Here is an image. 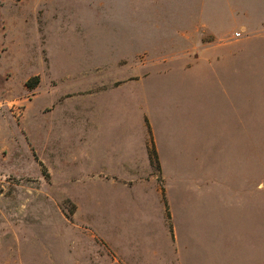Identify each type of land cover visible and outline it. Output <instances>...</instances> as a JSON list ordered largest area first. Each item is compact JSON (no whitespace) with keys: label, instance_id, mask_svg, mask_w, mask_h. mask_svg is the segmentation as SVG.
Segmentation results:
<instances>
[{"label":"rangeland","instance_id":"obj_1","mask_svg":"<svg viewBox=\"0 0 264 264\" xmlns=\"http://www.w3.org/2000/svg\"><path fill=\"white\" fill-rule=\"evenodd\" d=\"M91 8L97 12L83 13ZM123 13L131 23L146 22L130 79L159 67L157 89L178 86L162 98L172 101V134L189 153L178 154L173 144L163 162L170 156L186 172L162 174L163 185L225 195L235 205H228V219L241 222L238 237L258 244L264 264V0H0V264L17 261V245L59 242L52 227L74 209L60 193L62 174L43 163L41 136L33 135L37 113L60 93L44 65L43 28ZM148 143L160 181L149 126ZM87 177L75 185H98ZM142 183L143 177L133 185ZM237 247L228 253L235 255Z\"/></svg>","mask_w":264,"mask_h":264},{"label":"crops","instance_id":"obj_2","mask_svg":"<svg viewBox=\"0 0 264 264\" xmlns=\"http://www.w3.org/2000/svg\"><path fill=\"white\" fill-rule=\"evenodd\" d=\"M124 14L43 28L44 65L60 93L37 113L33 135L41 136L43 163H54L62 174L60 193L74 209L52 227L59 242L17 245L12 264H259L258 244L238 237L241 222L228 219L226 209L235 205L225 195L163 185L162 174L186 172L170 156L163 162L173 144L178 154L189 153L172 134V101L162 98L178 86L161 93L154 80L159 67L130 79V60L146 42V22L131 23ZM148 126L160 181L148 153ZM203 143L201 135V151ZM84 175L98 185H75ZM142 177L143 185H133ZM227 240L237 244L235 255L227 250L236 244Z\"/></svg>","mask_w":264,"mask_h":264},{"label":"built area","instance_id":"obj_3","mask_svg":"<svg viewBox=\"0 0 264 264\" xmlns=\"http://www.w3.org/2000/svg\"><path fill=\"white\" fill-rule=\"evenodd\" d=\"M239 35H240V33H239V32H236V33H235V36H239Z\"/></svg>","mask_w":264,"mask_h":264}]
</instances>
